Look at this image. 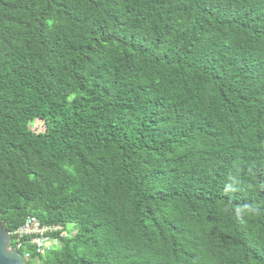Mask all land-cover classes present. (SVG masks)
Masks as SVG:
<instances>
[{
  "label": "trees",
  "instance_id": "obj_1",
  "mask_svg": "<svg viewBox=\"0 0 264 264\" xmlns=\"http://www.w3.org/2000/svg\"><path fill=\"white\" fill-rule=\"evenodd\" d=\"M29 217L75 228L29 264H264V0H0V223Z\"/></svg>",
  "mask_w": 264,
  "mask_h": 264
},
{
  "label": "built area",
  "instance_id": "obj_2",
  "mask_svg": "<svg viewBox=\"0 0 264 264\" xmlns=\"http://www.w3.org/2000/svg\"><path fill=\"white\" fill-rule=\"evenodd\" d=\"M11 235V248L20 252L26 262L43 257L61 246L67 236L59 225L43 224L36 217H29Z\"/></svg>",
  "mask_w": 264,
  "mask_h": 264
},
{
  "label": "water",
  "instance_id": "obj_3",
  "mask_svg": "<svg viewBox=\"0 0 264 264\" xmlns=\"http://www.w3.org/2000/svg\"><path fill=\"white\" fill-rule=\"evenodd\" d=\"M10 244V232L3 223H0V264H29L20 252L11 248Z\"/></svg>",
  "mask_w": 264,
  "mask_h": 264
},
{
  "label": "rangeland",
  "instance_id": "obj_4",
  "mask_svg": "<svg viewBox=\"0 0 264 264\" xmlns=\"http://www.w3.org/2000/svg\"><path fill=\"white\" fill-rule=\"evenodd\" d=\"M31 128L36 133H41V132H44L46 130L45 124L41 121L33 122L31 124ZM74 232H75L74 227H72V226L68 227L67 233L72 235V234H74ZM34 264H39V263H34Z\"/></svg>",
  "mask_w": 264,
  "mask_h": 264
}]
</instances>
